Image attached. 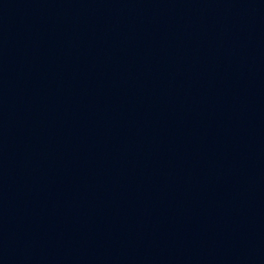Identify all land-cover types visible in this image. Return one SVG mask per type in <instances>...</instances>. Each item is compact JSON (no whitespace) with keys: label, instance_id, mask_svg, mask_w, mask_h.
<instances>
[{"label":"water","instance_id":"water-1","mask_svg":"<svg viewBox=\"0 0 264 264\" xmlns=\"http://www.w3.org/2000/svg\"><path fill=\"white\" fill-rule=\"evenodd\" d=\"M0 264H264V0H0Z\"/></svg>","mask_w":264,"mask_h":264}]
</instances>
